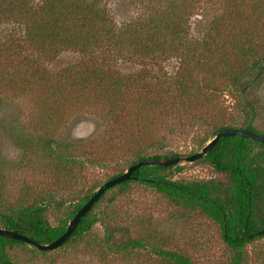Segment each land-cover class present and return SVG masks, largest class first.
I'll return each mask as SVG.
<instances>
[{
	"label": "trees",
	"instance_id": "obj_1",
	"mask_svg": "<svg viewBox=\"0 0 264 264\" xmlns=\"http://www.w3.org/2000/svg\"><path fill=\"white\" fill-rule=\"evenodd\" d=\"M108 1L0 0V26L15 27V32L0 43V63L14 73H26L24 89L35 88L36 102L42 108V97H51L58 105L64 102L69 114L79 108L93 109L92 113L110 124L130 122L138 126L134 131L129 128L118 142L128 150V167L148 157L182 155L173 151L146 154L156 145L151 138L157 129L170 121L181 127H209L199 148L227 128L264 134L256 126L255 101L248 99L242 107L237 105L243 117L237 122L227 121L220 100L224 91L236 88L244 98L246 89L264 72V0H217L222 10L194 29L192 18L205 0H131L138 14L124 21L116 20ZM69 50L77 52L81 60L60 72L53 74L41 62L53 61ZM170 58L177 59V68L167 71L160 63ZM117 59L139 61L140 68L124 73L115 67ZM5 68L0 69V79L6 77ZM130 104L134 108L129 109ZM43 109V119L57 122L61 118L59 109ZM38 141L59 162L68 160L63 150L69 146L62 141ZM196 161L211 166L222 179L176 180L173 175L184 165H145L135 170L131 179L112 188L123 193L133 182L144 184L184 211L202 212L218 226L229 250L231 258L222 264H248L246 247L264 238V142L225 136ZM112 188L101 194L60 247L73 238L82 241L101 221L94 207ZM95 191L84 193L76 203L69 202L67 208L66 201H59L57 208L65 214L55 225L46 214L47 204L21 201L15 208L0 212V227L39 243L52 242ZM102 222L105 232L100 245L106 257L122 252L136 255L137 249H144L161 258L163 264H195L181 251L154 245L150 236L148 240L145 236L131 237ZM258 231L263 232L255 235ZM16 245L43 256L53 251L0 236V264H20L9 255ZM253 263L264 264V247L256 252Z\"/></svg>",
	"mask_w": 264,
	"mask_h": 264
},
{
	"label": "rangeland",
	"instance_id": "obj_2",
	"mask_svg": "<svg viewBox=\"0 0 264 264\" xmlns=\"http://www.w3.org/2000/svg\"><path fill=\"white\" fill-rule=\"evenodd\" d=\"M109 6L117 21H124L138 14L131 0H109ZM217 0H205L192 18V27L211 18L216 10H222ZM197 26V27H198ZM15 32V27L7 24L0 26V43ZM75 51H65L53 61L41 60L53 74L66 66L80 62ZM120 71L133 72L140 68L139 61L117 59L113 62ZM177 59L170 58L161 62L167 71L177 68ZM4 64L0 63V69ZM5 68L0 87V212L15 208L21 201H40L47 204L46 214L55 225L65 213L58 210L57 203L78 202L84 193L98 187L119 171L128 168V150L120 146L121 138L132 128L128 122L117 125L108 123L94 110L79 108L70 111L66 104L58 105L51 97L43 98V108L59 109L57 122L43 119V109L36 102L35 88L24 89V75ZM31 81L30 77H27ZM7 84V85H6ZM26 86V85H25ZM24 89V90H23ZM221 97L222 111L226 119L240 122L242 113L238 106L252 100L257 104L256 126L264 130V72L251 84L242 97L239 89L224 91ZM38 105V106H37ZM128 108H134L132 104ZM169 123V122H168ZM115 130L114 132L112 130ZM210 132V128L181 127L170 121L166 127L157 129L151 138L156 145L146 154L181 153L183 156L199 151V141ZM137 136V135H136ZM117 137V140H115ZM63 142L69 146L63 150L68 157L59 162L54 154L43 148L39 139ZM84 160L79 163V159ZM183 169L173 175L176 180L194 181L222 179L205 163L187 162ZM105 211V212H104ZM100 218L82 241L75 238L70 243L43 256L35 254L24 245H16L9 250L10 257L20 264H163L164 261L144 249H137L136 255L103 254L100 245L104 240V224L115 226L131 237L145 236L152 239L156 246L178 250L189 255L195 264H222L231 258L229 250L221 240L218 226L200 211H184L174 205L151 187L131 183L123 193L112 188L94 207ZM112 214L113 215H105ZM264 238L255 240L246 247L248 264H254L257 251L263 250Z\"/></svg>",
	"mask_w": 264,
	"mask_h": 264
},
{
	"label": "water",
	"instance_id": "obj_3",
	"mask_svg": "<svg viewBox=\"0 0 264 264\" xmlns=\"http://www.w3.org/2000/svg\"><path fill=\"white\" fill-rule=\"evenodd\" d=\"M235 135H239L245 138H250L252 140H256L259 142H264V134H257V133H254V132H251L245 129H240V128H227V129L220 130L212 139H210L197 152H194L186 156L181 155V156H176V157H171V158H154V157L144 158L130 165L126 169V171H124L122 174L106 180L104 183H102L98 187V189L88 199V201L83 206H81V208L77 211L74 217L69 221L66 230L52 242L39 243L22 233H19V232H16V231L4 228V227H0V236H5L8 238H12L15 240L25 242L29 245L35 246L38 250H42V251L55 250L59 248L62 244H64L66 240L73 234L81 218L85 216V214L92 208L93 204L98 200L101 194H103L106 190L114 187L115 185L131 179L133 172L137 170L139 167H142L145 165H160V166L177 165V164H183L187 162H193V161L199 160L204 155H206V153L218 142L220 138L225 137V136H235ZM262 232L263 231H258L255 233V235L260 234ZM249 236H252V235H249Z\"/></svg>",
	"mask_w": 264,
	"mask_h": 264
}]
</instances>
